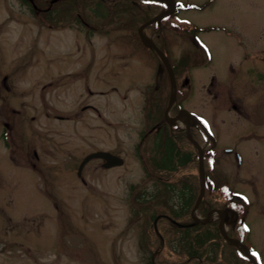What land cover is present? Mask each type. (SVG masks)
Masks as SVG:
<instances>
[{"label":"rangeland","instance_id":"1","mask_svg":"<svg viewBox=\"0 0 264 264\" xmlns=\"http://www.w3.org/2000/svg\"><path fill=\"white\" fill-rule=\"evenodd\" d=\"M35 1L45 6L54 0ZM98 1H57L49 13L35 12L32 19L20 15L15 21L0 11V264H150L155 227L164 235L163 261L243 264L217 224L198 225L193 232L174 225L175 219L203 217L191 204L178 214L197 170L185 165L174 173L159 167L166 134H147L162 101L157 93L146 110L149 92H155L163 71L133 27L151 12ZM206 1L177 0L182 7ZM224 1L216 0L211 10L180 15L201 24L219 23L234 13ZM18 5L23 12L24 4ZM237 15L251 34H258V22L264 28L261 0ZM170 23L167 17L158 28L143 32L150 42L158 32L162 46L176 58L193 48ZM202 38L220 70L224 54L237 49L234 39L218 32ZM5 75L9 91L3 88ZM164 93L168 99L169 84ZM86 104L96 111L83 110ZM5 122L11 127L2 139ZM236 141L232 136L231 142ZM95 151L111 152L125 163L105 169L102 160H92L78 176L81 161ZM221 168L251 204L247 235L236 226L233 237L249 248H263L262 166L248 157L241 166L225 163ZM192 183L197 198L200 186L196 179ZM211 203L220 205L217 199ZM234 221L229 218L226 230Z\"/></svg>","mask_w":264,"mask_h":264},{"label":"flooded vegetation","instance_id":"2","mask_svg":"<svg viewBox=\"0 0 264 264\" xmlns=\"http://www.w3.org/2000/svg\"><path fill=\"white\" fill-rule=\"evenodd\" d=\"M18 1L24 4L23 12L19 9ZM230 1L225 0L223 5H227L234 13L222 17L219 23L206 27L220 26L216 31L233 38L237 49H231L224 54L220 70L213 65L211 49H187L185 55L181 52L178 63L174 65L175 80L181 100L179 101L177 97L172 107L171 124L165 120V124L173 130L176 157L179 154L178 142L186 137L189 142V165L192 170L195 169L196 161L199 174L202 157L205 174L209 179L210 159L215 160L213 169L215 174L225 179L223 172L225 168H221L222 164L241 166L248 157L254 163H259L264 171V28L258 22L259 29L256 32L258 34H251L247 25L237 15V12L243 9L255 8L260 0L245 2L238 0L240 4H233ZM241 4L243 8L239 9ZM199 6L201 7L199 11L211 10L216 6V0H207ZM0 11L7 21H15L20 15L32 19L35 12L34 0H0ZM212 16L218 17L215 14ZM191 21V30L194 32L195 30L199 32L200 28L205 27L201 23ZM183 59H186L187 65L186 71L182 73L180 69H185L181 65ZM16 70L15 74L20 71V67ZM8 80V76L5 75L2 81L5 91L10 90ZM90 93L92 94V91ZM198 103L201 105L200 109H197L200 107ZM82 109L96 111L95 107L89 104ZM184 109L187 112V127L181 128L179 120ZM12 112L21 113L14 109ZM4 127L11 126L5 122ZM223 134H226L224 140ZM232 136L235 137L236 142H231ZM206 140H209L207 146L204 144ZM243 150L249 154H245ZM232 187L237 193L247 195L245 191L233 185ZM253 250L258 263L264 264V247L261 249L254 247ZM251 264L254 262L251 261Z\"/></svg>","mask_w":264,"mask_h":264},{"label":"trees","instance_id":"3","mask_svg":"<svg viewBox=\"0 0 264 264\" xmlns=\"http://www.w3.org/2000/svg\"><path fill=\"white\" fill-rule=\"evenodd\" d=\"M154 41L155 43L161 48V49H164L165 47L162 46V42H164L162 40L161 37H156L154 38ZM167 105V101H165V106ZM184 141L186 142V138L184 139ZM165 145V151H164V155H163V159L160 163H157V165L159 167H161L162 169H166L167 171H171L172 169H174V158H175V153H174V150H175V144L172 142V139H171V133L169 132L167 134V138H166V141L164 143ZM186 147V146H185ZM189 162V156L185 157L183 160H182V165H185L186 163ZM191 193L187 194L185 196V199L184 201L182 202V207H180V212L178 213L179 215H182V214H185L186 213V206H188V204H191V207L194 206L195 204V201L197 198H195V195H191ZM214 198H212L211 196H209L208 194L206 195V198L203 200L201 206H200V212L203 216H206L208 211H209V205H212V200ZM170 219H174L173 217H168ZM167 218V219H168ZM169 220V219H168ZM176 221H178L177 219H175ZM193 220H192V217H189L188 221L186 222H181L183 224H189L191 223ZM198 226L196 227H193V228H184L186 229V231L190 232V231H195V229L197 228ZM155 231V235H156V241L155 243L153 242L152 244V247H150V249H152L153 253H152V256H153V259L151 260L150 264H175L171 261H166L162 259V254H163V249L164 247H166V244H164V235L159 233V230H154ZM206 238H210V235L207 236ZM205 238V239H206ZM196 241V239H195ZM195 241H193L195 243ZM159 244V245H158ZM201 245V244H200ZM195 247V245H194ZM187 263V262H186Z\"/></svg>","mask_w":264,"mask_h":264},{"label":"water","instance_id":"4","mask_svg":"<svg viewBox=\"0 0 264 264\" xmlns=\"http://www.w3.org/2000/svg\"><path fill=\"white\" fill-rule=\"evenodd\" d=\"M168 14H170V12H169V13L162 14V15L156 17V18L153 19L151 22H154V21H156V20H161V18H163L164 16H166V15H168ZM149 23H150V22H148V23L145 24V25H148ZM147 45L150 46L151 48H153L154 50H156V51L162 56V58L164 59V61H165V63H166L167 68H168L169 71H170L171 78H172V82L174 83V74H173L172 68H171V66H170V64H169V62H168V60H167V58L165 57V55L159 50V48H158L154 43H150V44H147ZM171 105H172V101L170 102L167 111L169 110V108H170ZM93 158H102V159H104L106 162L104 163L103 167H105V168H112V167H115V166H121V165H123V163H124V161H123L122 158L117 157V156H115V155H113V154H111V153H108V152H102V151H100V152L92 153V154H90L89 156H87V157L84 159V161L81 163V165H80V167H79V171H78L79 175L81 174L84 165H85L89 160H91V159H93ZM200 174H201V177H202V180H203V185H202V189H201V193H200V196H199V198H198V201H197V203H196V205H195V207H194V211L199 207L200 202H201V200H202V198H203V196H204V192H205V181H204L205 176H204V170H203L202 167L200 168ZM194 219H195V222H194L191 226L197 224L198 222H201L200 220L196 219L195 217H194ZM176 225H178L179 227H182V226H183V225L178 224V223H176ZM221 232H222V235H223L226 239H229L232 243H234V244H236V245L239 244V242H238L237 240H235V239H231V238H229V237H228L223 231H221ZM247 251L249 252V250H247Z\"/></svg>","mask_w":264,"mask_h":264},{"label":"bare ground","instance_id":"5","mask_svg":"<svg viewBox=\"0 0 264 264\" xmlns=\"http://www.w3.org/2000/svg\"><path fill=\"white\" fill-rule=\"evenodd\" d=\"M148 41V40H147Z\"/></svg>","mask_w":264,"mask_h":264}]
</instances>
